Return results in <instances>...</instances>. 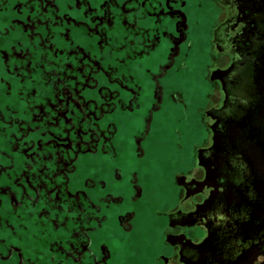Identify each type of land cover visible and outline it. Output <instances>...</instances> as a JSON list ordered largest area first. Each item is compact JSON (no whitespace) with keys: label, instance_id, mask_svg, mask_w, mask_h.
Instances as JSON below:
<instances>
[{"label":"rangeland","instance_id":"obj_1","mask_svg":"<svg viewBox=\"0 0 264 264\" xmlns=\"http://www.w3.org/2000/svg\"><path fill=\"white\" fill-rule=\"evenodd\" d=\"M227 5L0 0V264H154L222 98Z\"/></svg>","mask_w":264,"mask_h":264},{"label":"flooded vegetation","instance_id":"obj_2","mask_svg":"<svg viewBox=\"0 0 264 264\" xmlns=\"http://www.w3.org/2000/svg\"><path fill=\"white\" fill-rule=\"evenodd\" d=\"M227 6L219 51L231 57L210 75L222 98L195 168L175 178L154 264H264V0Z\"/></svg>","mask_w":264,"mask_h":264}]
</instances>
